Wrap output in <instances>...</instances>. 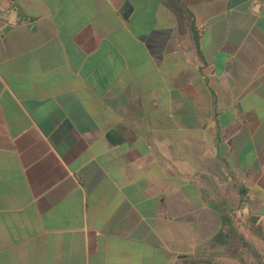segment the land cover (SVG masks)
I'll return each mask as SVG.
<instances>
[{
  "label": "crops",
  "instance_id": "1",
  "mask_svg": "<svg viewBox=\"0 0 264 264\" xmlns=\"http://www.w3.org/2000/svg\"><path fill=\"white\" fill-rule=\"evenodd\" d=\"M15 2L0 264H234L222 216L264 230V0Z\"/></svg>",
  "mask_w": 264,
  "mask_h": 264
},
{
  "label": "rangeland",
  "instance_id": "2",
  "mask_svg": "<svg viewBox=\"0 0 264 264\" xmlns=\"http://www.w3.org/2000/svg\"><path fill=\"white\" fill-rule=\"evenodd\" d=\"M231 219L236 230L244 237L245 242L254 245L264 257V240L256 234L257 226H254L252 219L245 215L243 207H236ZM245 242H241L234 234L228 248H225V253H229L228 257L234 264H257V259Z\"/></svg>",
  "mask_w": 264,
  "mask_h": 264
},
{
  "label": "trees",
  "instance_id": "3",
  "mask_svg": "<svg viewBox=\"0 0 264 264\" xmlns=\"http://www.w3.org/2000/svg\"><path fill=\"white\" fill-rule=\"evenodd\" d=\"M184 13H185V17L187 18V22L189 23V25L191 27L194 26V23H193V14L191 13V11L184 7ZM222 222H223V228L221 229V231L213 238V244L214 245H217L219 244L220 246H226L228 245V243L230 242V239L232 238V236L235 234L237 235V237L239 238V240L241 242H245V239L244 237H242L240 235V233L236 230V228L234 227L233 225V222H232V219H231V215L229 214H224L222 216ZM252 223L254 226H256L257 224V219H253L252 218ZM256 234L258 236H260L263 240H264V230L262 228V226H257L256 227ZM246 246L249 247V249L251 250L252 254L254 255V257L257 259V264H264V257L263 255L258 251V249L248 243V242H245ZM191 264H224V263H213V262H210V261H199L197 263H191Z\"/></svg>",
  "mask_w": 264,
  "mask_h": 264
},
{
  "label": "built area",
  "instance_id": "4",
  "mask_svg": "<svg viewBox=\"0 0 264 264\" xmlns=\"http://www.w3.org/2000/svg\"><path fill=\"white\" fill-rule=\"evenodd\" d=\"M17 7L15 0H0V22L4 26H12L18 21L19 18L15 17Z\"/></svg>",
  "mask_w": 264,
  "mask_h": 264
}]
</instances>
